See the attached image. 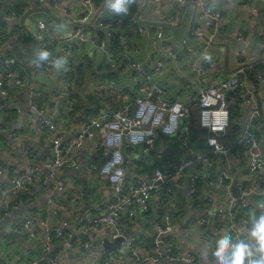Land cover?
<instances>
[{
	"label": "crops",
	"instance_id": "crops-1",
	"mask_svg": "<svg viewBox=\"0 0 264 264\" xmlns=\"http://www.w3.org/2000/svg\"><path fill=\"white\" fill-rule=\"evenodd\" d=\"M146 2L147 0H140L142 4L139 12L140 25H135L133 35L121 36L119 45L111 43V39L107 38L105 32L91 30L90 34L96 43L83 45L80 51L74 52L68 59L71 72L64 76L46 69L45 65L35 67L32 63L35 56L30 61L24 59L19 62L16 57L9 55L17 46L23 49L21 40L28 35L27 29L21 24L24 15L30 11L48 12L56 18L55 23L58 22L54 26L56 32L72 31L74 25L69 20L83 13L79 1L45 0V6H40L38 4L40 2L36 0H0V15L5 11L3 22H0V30L6 37L20 33L22 38L13 51L8 50L6 46H0V67L2 70H18L21 73H27L30 76L29 86L38 90L41 101L47 107L53 105L55 90L62 88V82L70 81L74 89L72 99L69 103H63L62 108L54 115L55 122L69 138L77 134L81 122L86 118L81 109L74 108V104L78 105L80 99H87L90 92H99L96 94L99 102L95 106L98 111L90 117H97L112 110H128L129 112L133 110L132 104L137 88L143 86L146 79L143 74L123 65V55L127 49L138 47L141 50L135 59L147 66L148 71L154 75L153 82L163 85L165 91L161 95L162 100H178L187 105L190 103V97L198 95L202 89L206 90L212 85L216 86L235 79L236 70L240 65H245L247 79L245 85L240 86V91L249 99V103L247 106L237 104L243 112L237 119L238 126L230 125L221 138L224 145L232 146L234 150L229 166L222 165L217 161L216 155H211L210 167L202 169L196 165L189 168V174H197L200 177L197 194L190 192L189 182L185 179L171 194L168 195L165 191L155 194L149 212L137 211L135 217L122 222L124 230H132L131 237L136 239L141 249L151 250L157 224L163 223L168 217L173 231L166 240L175 247V251L193 252L197 257V264H214L210 249L215 248L216 241L224 234L231 235L233 238V232L244 239L248 224L233 218L232 208L225 197L227 187H213L208 184L209 181L228 170L232 177L228 183L230 191L232 193L237 191L240 194L242 189L248 193L250 203V208L246 212L248 219L253 212L260 213L259 204L264 202V171L248 175L249 157L245 149L236 146V139L244 126L243 121L248 118L250 112L260 109L263 118L258 127V136L264 155V71L257 75L255 80L250 79L249 76L254 65L260 62L264 65V41L259 37L260 32H264V5L260 2L248 3L244 0H204L206 6L221 12L225 17V30L219 32L200 22L198 26L201 33L195 35L193 18L199 10L196 0H191L183 7L179 6L176 0H163L157 4L149 1L145 6ZM10 3H14L17 7L19 5L21 10L20 12L18 9L15 10L17 19L7 22L5 20L7 14L10 15L13 11L11 6L9 7ZM63 5H66L65 8ZM67 13L69 16H66ZM138 27L144 28L148 33L145 35L138 33ZM158 31L164 34V42L158 39ZM47 33L50 36L47 39L46 48L52 47L51 54H56L59 50L58 40L52 36L49 29ZM115 33H117L116 29ZM240 34L245 35V41L239 39ZM210 39L212 42H209ZM182 40L189 41L191 51H186L184 58L176 64L163 49V44L179 50ZM102 42L105 43L110 57L97 46ZM36 45L37 51L39 49L37 39ZM205 56H210L211 59L205 60ZM116 58L119 60V67L112 69L110 68L111 59ZM8 59H14L15 64H8ZM161 62L166 63V68L164 73L158 76L155 75V68ZM195 66L205 68L206 74L197 73ZM83 84L91 87V90L84 91L81 88ZM6 88L8 95L6 97L0 95V127L2 128L0 130V168L5 169L0 181L9 184L19 174L29 172L35 160L44 162L50 159L51 136H40L35 132L34 120L28 112L29 91L27 88H18L11 82L6 84ZM104 88L113 89L114 102H116L114 104L119 103L121 106V102H125L124 108H112L108 100L111 98L113 101V97L107 93L103 94ZM20 111L24 113L23 116L19 114ZM198 112V108L193 107L190 117L183 121V125L188 123L191 129L190 134L181 131L178 135V138L186 141L184 146L179 143L169 146L166 141L163 146L161 145L163 138L159 135L158 149L146 157L143 163L136 161L141 156L139 148L133 150L125 148L126 156L130 152L133 154L131 158L133 165H130L128 169L130 187L138 177L147 178L159 167L172 170L179 161L196 156L204 149L207 131L199 125ZM14 125H18L19 128L16 136L11 137L10 131ZM172 148L182 149L183 152L178 154L168 150ZM25 152H29L28 157L25 156ZM98 154L99 151H94L89 143L79 153L81 169L78 171L65 169L60 173V177L68 184V187L64 192L57 194L63 205L58 215H54L48 206V194L51 189H54L55 183L46 177L45 172H42V178L45 179L44 186L29 185L16 197L6 199L8 215L4 217L3 211L0 210L1 261L7 264H25L28 260L26 256L28 249H32L35 256H38L40 241L45 233L39 224V219H47L54 228L61 226L63 222L69 223L66 234L73 243L72 248L62 246L59 242L54 245V251L61 258V264H137L127 252L125 242L120 250L110 254H106L103 250L105 240L95 243L88 251L81 248L82 243L92 240V237L85 235L83 231L87 219L96 214L95 208L98 205L104 206L113 199L112 189L100 172L106 156L96 161ZM86 188L87 192H85ZM217 207L225 209L227 213L216 219L210 218L206 228L200 227V220ZM27 219L32 220L30 229L24 228ZM223 226L227 227V231H222ZM109 256H114L115 260L107 263ZM158 264L185 263L162 261Z\"/></svg>",
	"mask_w": 264,
	"mask_h": 264
},
{
	"label": "built area",
	"instance_id": "built-area-1",
	"mask_svg": "<svg viewBox=\"0 0 264 264\" xmlns=\"http://www.w3.org/2000/svg\"><path fill=\"white\" fill-rule=\"evenodd\" d=\"M40 6H45V0H36ZM83 9L81 16L70 19L69 22L74 25L71 31L56 32L53 25L51 33L58 41L59 50L53 56H66L68 59L72 57L74 52L80 51L83 45L96 43L90 32L103 31L107 38L111 39L115 35V29L110 23H106L109 11L105 4L99 6L95 0H78ZM161 3L163 0H147L148 3ZM181 7L185 6L191 0H176ZM245 2H260L264 5V0H244ZM199 8L197 14L193 18V33L199 35L201 29L198 24L201 22L206 27L216 29L221 32L225 30V17L221 12L212 9L204 4V0H196ZM11 6V7H10ZM14 3H10L9 7L13 10L10 15L7 14L5 20L12 22L18 18L17 12L13 9ZM142 7V4H141ZM69 16L67 13L66 16ZM25 16L22 18V26L27 32L32 34L38 40V50L47 47V39L49 38L48 26L40 23L38 32L32 33L25 25ZM140 13L134 18L136 25H140ZM138 33L145 35L148 32L138 27ZM157 37L164 42V34L162 31L157 32ZM262 41H264V32H260ZM239 39L245 41V35L240 34ZM21 40V34L16 33L10 37H6L5 33L0 30V46H6L8 50L13 51L17 43ZM209 42H212L210 39ZM180 49L174 50L170 45L163 44V49L168 53L174 63H179L184 58V53L190 52L188 40H182ZM97 46L101 51L105 52L109 57L110 54L106 50V45L102 42ZM138 47L127 49L123 55V65L131 68L139 74H143L146 83L137 88V94L132 104L133 110H112L104 112L97 117L85 118L73 137L67 138L57 122L54 115L62 108L63 103H69L74 94L69 80L62 82V88L55 90V100L51 107H47L40 99L41 94L34 87L29 86L30 76L27 73H21L18 70H2L0 67V95L6 97L8 90L6 84L11 82L18 88H27L29 91L28 112L34 120L35 132L40 135L51 136V157L46 161L35 160L30 171L19 174L13 178L9 184L0 181V210L3 216L8 215L7 201L8 197H16L29 185L42 187L45 185V179L42 178V172H45L52 182L55 183L54 189L48 194V206L54 215H58L63 209L62 203L58 199V193L64 192L68 184L62 180L60 173L67 169L78 171L81 169L79 153L89 143L94 151H100L102 146L108 149L106 158L101 165V175L109 183L113 199L104 206L98 205L95 208V215L89 216L83 228L84 234L91 236L92 240L82 243L81 248L84 251L90 250L95 243L103 242V240H114L123 237L125 230L122 222L125 219H132L136 216L137 211L147 213L151 209L153 196L159 192L171 194L175 187L183 180L189 182V189L192 194L198 193L197 184L200 180L199 175L189 174V168L198 165L202 169L211 166V155L217 156V161L222 165L229 166L230 159L233 156V147L226 146L221 142V138L225 135L231 123V107L235 103L248 105L249 99L240 91V86L245 85L247 79V67L240 65L236 70L235 79L219 85H212L206 90H201L198 95L190 97V103L187 105L178 100L164 101L161 95L164 94V87L160 83L153 82L154 75L150 73L147 66L135 59L140 54ZM8 64L14 65V59H8ZM46 69L56 72L60 75L67 76L70 74L69 64L66 70L56 71L50 64H44ZM119 60L111 59L110 68L117 69ZM166 68V63L161 62L155 68V75L161 76ZM195 71L201 75L206 74L205 68L195 66ZM235 80L234 84H230ZM237 80V82H236ZM235 102V103H234ZM193 107L198 108V122L202 129L207 131L206 143L204 149L196 156L179 161L172 170H165L161 167L147 178L138 177L132 187L128 185V169L133 157L132 152L125 155V148L137 149L141 152L138 163L146 161L151 153L158 149L159 134L166 136V142L169 146L175 143L184 146L186 141L178 138L182 131L190 134L189 124L183 125V121L187 120ZM24 115L22 111L19 112ZM263 114L260 109L250 112L248 118L243 121L244 126L241 133L236 139V146L246 150L249 157L250 165L248 175L256 174L264 171V155L261 149V142L258 136V127L261 124ZM18 125H14L10 136L15 137ZM0 130L2 128L0 127ZM213 140L214 145L210 143ZM25 156H29V152H25ZM5 173L4 168H0V177ZM232 180L231 174L225 170L216 179L210 180V186L226 188V199L228 205L232 208L233 218L241 220L248 224L246 212L250 208L248 193L242 191L239 196L232 193L228 188V183ZM130 189V193L128 190ZM164 200V199H163ZM164 204V201L162 202ZM227 211L221 207H217L205 217L199 224L200 227L206 228L210 218L216 219L218 216L225 215ZM39 224L44 230V237L40 241V252L35 256L32 249L26 251L28 260L25 264H61V258L54 251L56 242L72 248L73 243L67 238L68 222H63L61 226L54 228L47 219H39ZM32 220L27 219L24 228L30 229ZM173 231V226L168 217L163 223L157 224V230L154 236V242L151 250L147 248L141 249L136 239L131 237L125 240L127 252L135 259L137 264H158L162 261L183 262L185 264H197V257L191 251H175V247L166 240V237ZM222 231H227V227L223 226ZM208 237V236H207ZM241 239L237 233L233 232V240ZM206 241V239H205ZM207 242V241H206ZM115 260L114 256H109L107 263ZM0 264H7L0 260Z\"/></svg>",
	"mask_w": 264,
	"mask_h": 264
},
{
	"label": "clouds",
	"instance_id": "clouds-1",
	"mask_svg": "<svg viewBox=\"0 0 264 264\" xmlns=\"http://www.w3.org/2000/svg\"><path fill=\"white\" fill-rule=\"evenodd\" d=\"M104 3L111 13L126 16L135 0H104ZM204 59L210 60L211 57L205 56ZM32 63L37 68L50 64L56 71H61L66 70L68 58L54 57L49 51L40 49ZM210 143L215 144L213 140ZM259 207V214L253 212L249 216L244 239L233 240L231 235L224 234L216 241L215 248L210 249L214 264H264V202H260Z\"/></svg>",
	"mask_w": 264,
	"mask_h": 264
},
{
	"label": "trees",
	"instance_id": "trees-1",
	"mask_svg": "<svg viewBox=\"0 0 264 264\" xmlns=\"http://www.w3.org/2000/svg\"><path fill=\"white\" fill-rule=\"evenodd\" d=\"M95 2L99 6H103V4H105L104 0H95ZM13 9L14 10L18 9L19 12L21 10L19 9V5L18 7L14 6ZM140 10H141L140 0H135V3L130 5L129 13L126 16L116 15V14L111 13L110 11L107 12L108 19L106 20V23H110L112 27L116 29L117 31V33H115V35L111 38V43L114 42L116 45H119L121 36L126 37L129 35H133V30L136 25L134 22V18L138 15ZM21 41H22L23 49L22 48L20 49V47L17 46L16 47L17 50L15 49L14 52L12 54L10 53L9 56L16 57L19 62L23 61L24 59L30 61L31 59L34 58L35 52L37 49L36 39L32 34L28 33V35H25ZM52 49H53L52 47H49V48H45L44 50H47L51 53ZM263 71H264V65L262 64V62L258 63L257 65H254L253 68L250 70V74H249L250 79L255 80L256 76L261 74ZM113 91H114L113 89L104 88L102 93L110 94L109 96L113 97V101L111 98H109L108 100L109 105L112 108L122 109V107L125 105V102L122 103L120 101L122 104L121 106H119V103L115 105L114 103L116 102H114L115 95L113 94ZM126 92L127 94H130L129 91H126ZM96 94H99V92H96L95 95ZM96 96L94 95L91 96V94L89 93L87 95V99H80V103L78 105L74 104V108L77 107V109H81V111L83 112V116H85L86 118L90 117V115H93V113L98 111L95 108V106L99 102V99ZM237 104L239 103L237 102L234 105H232L231 110H230V113H231V123L230 124L233 127L238 126L237 119L243 113L241 108L237 106ZM107 153H108V149L105 146H102L95 160L100 161V159L106 156Z\"/></svg>",
	"mask_w": 264,
	"mask_h": 264
},
{
	"label": "water",
	"instance_id": "water-1",
	"mask_svg": "<svg viewBox=\"0 0 264 264\" xmlns=\"http://www.w3.org/2000/svg\"><path fill=\"white\" fill-rule=\"evenodd\" d=\"M65 4V3H64ZM64 8L66 5H63ZM5 12V11H4ZM4 12L0 15V22H3V17H4ZM56 18L53 17L50 13L48 12H44V11H37V12H32L30 11V13L26 14L25 16V25L28 27V29L36 34L38 32V27L39 24L45 23L50 32H53V25L55 24ZM231 85L234 84V81H232L230 83ZM105 104V103H103ZM98 107V106H97ZM107 108L110 110V107L107 106ZM163 139V141L161 142V145H165V141L167 139L166 136H163L161 134H159ZM171 150V152H175V153H182L183 150L182 149H168ZM87 192V188L86 191ZM236 196H239V193H237V191H234ZM132 235V230L131 229H126L125 230V234L123 237H120L116 240H114L113 242H110L109 240H105V242L103 243V250L106 254H110L114 251L120 250L122 247V244L125 242V240L129 239Z\"/></svg>",
	"mask_w": 264,
	"mask_h": 264
},
{
	"label": "rangeland",
	"instance_id": "rangeland-1",
	"mask_svg": "<svg viewBox=\"0 0 264 264\" xmlns=\"http://www.w3.org/2000/svg\"><path fill=\"white\" fill-rule=\"evenodd\" d=\"M84 84H85V82H84ZM84 84H83V86L81 87V88H83L84 89V91H90L91 90V87H89V86H84ZM86 85V84H85ZM97 85L99 86V82L97 83ZM93 91V90H92ZM97 92V91H96ZM95 91H93V92H90V94H91V96H96L95 95V93H96Z\"/></svg>",
	"mask_w": 264,
	"mask_h": 264
}]
</instances>
